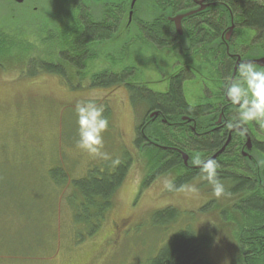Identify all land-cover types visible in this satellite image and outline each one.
Here are the masks:
<instances>
[{"label": "rangeland", "instance_id": "obj_1", "mask_svg": "<svg viewBox=\"0 0 264 264\" xmlns=\"http://www.w3.org/2000/svg\"><path fill=\"white\" fill-rule=\"evenodd\" d=\"M159 11L153 0H142L128 24L127 12L120 10L125 25L90 44L87 56L95 57L85 60L78 71L60 54H71L61 50L72 44L70 30L79 25L81 10L55 0H24L19 5L0 0V264H145L174 234L187 229L200 240L202 256L210 264H244L237 233L248 221L238 213L239 198L217 199L200 176L178 189H165V180H172L174 186L182 181L186 173L182 165L162 172L149 186L142 185L152 169L165 165L150 168L148 159L154 157V150L135 144L137 128L149 111V102L137 97L146 93L142 86L163 88L165 83L159 80L176 67L174 54L153 46L139 32L138 20L149 22ZM259 34L238 29L230 50L241 57H262L264 32ZM209 62L196 65L193 75L187 73L183 92L190 104L206 102L216 111L226 75H217ZM44 64H61L64 74L44 72ZM123 67L131 68L132 75L124 85L93 84V75ZM126 84L135 90L128 91ZM81 100L104 106L109 120L105 150L112 158L121 162L127 154L133 159L100 231L84 241L79 240L83 230L74 223L67 202L74 192L72 181L85 178L95 167L104 171L106 165L112 171L117 165L93 160L77 147L74 108ZM245 127L264 140V130L255 124ZM175 134L192 155L191 161L197 154L202 158L208 154L190 147L189 135ZM251 155L264 170V157ZM56 169L59 182L50 176ZM229 182H223L227 191L233 189ZM188 185L197 186L198 194L179 190ZM168 207L179 211L178 219L165 225L155 222L154 213Z\"/></svg>", "mask_w": 264, "mask_h": 264}, {"label": "trees", "instance_id": "obj_2", "mask_svg": "<svg viewBox=\"0 0 264 264\" xmlns=\"http://www.w3.org/2000/svg\"><path fill=\"white\" fill-rule=\"evenodd\" d=\"M223 1L228 3L230 9L233 11L237 26L236 31L238 29H253L258 31L260 35L264 32V1ZM112 12V14L110 12L102 13V16L100 12H97V17L90 15L89 19L86 16L82 17V22L80 20L79 25L74 26L75 28L70 30L73 34L72 44L61 50H70L71 54L68 55L63 52L60 54V58L67 61L69 65H73L78 71H81L85 65V60L95 57L90 52V55L87 56L90 44L94 41L98 42L99 40L107 39L108 35H113V30L116 28L119 30L120 25L122 27L125 25L122 22L123 14H120V11ZM85 20H88V22ZM158 21L156 20L155 22L158 23ZM145 24L151 31L157 30V24L156 26L152 23ZM224 28L225 26L218 32L219 37ZM145 34L147 33L145 32ZM155 45L159 48L163 47L162 42L155 41ZM42 68L44 72L64 74V68H62L61 64H44ZM229 74L225 72L222 75L230 77ZM130 77H132L131 68L123 67L118 71L104 70L99 74H95L93 75L92 82L105 88L112 85H124ZM126 87L130 92L135 90L134 87L128 84H126ZM151 95L150 92L144 95L139 94L137 100H147L149 102V110H158L163 118L169 122L175 121L171 117L176 113L188 115L197 112V115L206 114L209 118L214 116L216 112L213 105L206 104L202 108H196L195 110L189 107L184 101L180 81L170 85L168 92L164 95L154 94V96L152 95L153 97ZM133 98L134 96H132V100ZM175 131L180 132L181 130L171 129L169 126L161 124V121H158L146 130L145 135L158 145L166 147L175 146L183 149L180 146L178 134L176 135ZM138 134L135 144L140 147L144 143L141 140L140 132ZM192 139L196 140V137L192 136ZM226 140L225 136L221 135L218 137V134L215 133L214 138H208L207 141H199V144H192V148L208 152L205 157H211L213 153L221 149ZM243 145L244 143L241 147ZM234 146L235 143L231 140L230 145L228 144L227 146L228 153H225L226 156L221 155L217 159V162L221 165L220 169L228 170L227 173L219 171V178L223 182L228 183L230 181L233 183V189L228 192L231 193V196L239 198L236 200L238 201L236 206H239L238 210H240L238 213L248 221V224L242 226V228L239 226L240 230L237 233L239 250H241L244 264H264V170H261V167L255 162L254 158L249 161L241 156L240 144H237L235 150ZM150 149L148 148V150ZM255 149L264 157V143L255 144ZM151 150H154V157L150 156L148 159V162L151 164L150 168H158L159 166L162 168L163 164L165 166L155 172L152 169V174L149 172L144 178L143 186H149L162 172L166 173L175 169L178 165H182L181 159H178L174 153H166L156 148ZM168 157L172 159L166 162ZM132 162L133 159L125 154L119 165L112 171H109V166L107 167L106 165L104 166V171L95 167L88 172L85 178L72 181L74 192L67 202L72 209L74 223L83 230V234L79 236L80 241L92 238L100 231L106 215L112 209L113 197L123 184ZM248 162L252 164V167L247 170L246 166H248ZM57 173H60L59 169L52 170L50 171V176L56 182H59L58 179H55ZM199 176V171L189 173L174 187L178 189ZM179 216L180 213L177 209L168 207L156 211L153 218L158 224L165 225L175 222ZM243 217L242 220L244 221ZM201 246L200 240L196 239L190 230L179 231L166 244L162 245L155 257L147 260L145 264H210L202 256Z\"/></svg>", "mask_w": 264, "mask_h": 264}, {"label": "flooded vegetation", "instance_id": "obj_3", "mask_svg": "<svg viewBox=\"0 0 264 264\" xmlns=\"http://www.w3.org/2000/svg\"><path fill=\"white\" fill-rule=\"evenodd\" d=\"M11 1L18 5L24 3V0H22L21 3H17L16 0H11ZM55 1L57 4L61 6L81 10L80 19L84 16H86L87 19H89L90 15L96 17L95 13H97L98 11H105L106 13L107 10H113V11L123 10L127 12L126 13L127 17L131 14V17L129 18L128 21L129 24V22L132 20L135 14L138 12L142 0H55ZM153 1L154 3H156V6L160 11L157 14V17L153 18L149 22H143L141 20L140 21L138 20L137 25L139 27V32L147 39L149 43H151L153 46L157 48L159 47L155 45V41L162 42L163 47L160 48L165 49L166 52L168 51L169 53H172L176 56L172 62L173 64H175L174 66L176 67H174L175 71L172 74L164 78L165 80L164 79L159 80L160 83L161 82L165 83L163 85V88L158 89L149 86L146 87L144 86V89H146L145 90L146 93L150 92L151 94H155V95L156 94L164 95L168 92L169 86L172 85L173 83L174 84L177 83L178 81L181 82L182 90L183 89L185 90L184 88L186 83L185 75L187 73H191L193 75L194 70L196 69L195 66L200 64V62L201 63L206 62V60L207 62L210 61L209 64L211 63L213 65L212 69L214 70L215 73H217V75L218 73H225V72L231 73L232 69L234 68L235 61L230 56L235 53H233L230 50V48L227 52L225 47L219 43L220 37L218 36V32L223 28V26L226 25V20H225L226 17L224 11L215 7L208 6L215 3H223L226 4L228 7H230L228 3H226L223 0H153ZM199 8L201 9L205 8L206 10L182 21L181 35H180L175 28L173 18L177 15L184 14L186 12H190L192 10H196ZM156 20H159L158 23L155 22ZM85 21L88 22V20ZM145 23H152L154 26H156L157 24L158 26L157 30L154 32L151 31V29L148 28ZM145 32L147 34H145ZM220 48L223 51H220ZM182 58H184V60L186 59L185 63H183V61L180 60ZM181 64L183 66H181ZM183 97H184V101L189 105V107H191L194 110L196 108H202L204 106L202 102L190 104L186 100V95L184 92H183ZM225 104L226 103L224 102V93L222 92L221 102L218 103L217 110L214 113V116L212 117L205 119L202 117L203 115H197V112L188 115L176 113L173 117H171L175 119V121H172L171 123H179L181 116L188 117L189 119L192 120V122H190L189 124H183L178 128H172V129L181 130L185 134L189 135V141L191 142L190 147H193L192 144L195 143L199 144V141L202 140L207 141L208 138L210 139L214 138L215 133L218 134V137L223 135L225 136V138H227V135L230 130L226 127V124L233 120L234 118L233 113L235 112V110L231 107L227 108L225 111V118H226L225 126L211 133H208V131L214 127V122L217 119L218 112ZM155 110L156 109L149 111H155ZM158 118L156 121H158ZM144 122H146V119L143 120V124ZM190 127H194L195 131H191ZM138 131L139 130H137V132ZM246 132L249 134L253 144V150L251 151V154L255 153L257 155H261L255 149V144L264 143V140H259V136L258 137L252 136V134L248 130ZM202 133H206V134L204 136H200ZM192 136L196 137V140H193ZM141 140L144 143L142 138ZM232 142H234L236 145L240 144L241 147L242 144L245 142V135L244 134L241 135L239 134V132L234 131L232 135ZM185 146L186 145L184 144L182 147L183 150L185 149ZM168 153H174L178 159L181 158L178 153L175 152H168ZM225 153L227 154L228 151L226 150L224 152L223 154L224 156H226ZM188 154L190 156V162H191L192 155L190 153ZM247 165H248L246 166L247 169L252 167V164L250 162H248ZM188 172L193 173L197 171H188Z\"/></svg>", "mask_w": 264, "mask_h": 264}, {"label": "clouds", "instance_id": "obj_4", "mask_svg": "<svg viewBox=\"0 0 264 264\" xmlns=\"http://www.w3.org/2000/svg\"><path fill=\"white\" fill-rule=\"evenodd\" d=\"M238 77H226L223 85L224 99L235 109V117L226 124L229 130H238L243 135L246 125L255 124L264 130V65L255 61L239 62L236 66ZM102 104L94 101H78L74 108L78 141L77 147L93 160L111 161L113 166L119 165L118 158L113 159L105 150L104 133L109 128V120L104 115ZM199 169L200 179L211 186L212 195L217 199L230 196L219 178L221 165L213 158L203 159L199 154L191 161ZM165 189L175 190L173 181H164ZM180 191L198 194L195 185L183 186Z\"/></svg>", "mask_w": 264, "mask_h": 264}, {"label": "water", "instance_id": "obj_5", "mask_svg": "<svg viewBox=\"0 0 264 264\" xmlns=\"http://www.w3.org/2000/svg\"><path fill=\"white\" fill-rule=\"evenodd\" d=\"M17 3H21L22 0H16ZM209 7H215V8H219L221 10L224 11V13L226 14L227 17V21H228V26L226 27V29L222 32L221 37H220V41L222 42V44L226 47V51L228 52L229 47H228V43L231 40V37L235 31V22H234V15L232 10L230 9V7H228L226 4L223 3H215V4H211L208 5ZM208 7V8H209ZM206 9L203 8H199L197 10H193L184 14H180L177 15L173 18V22L175 25V28L177 30V32L181 35V22L184 21L185 19L192 17L196 14H199L202 11H205ZM131 16V14L129 15ZM234 60H235V65L231 74V77L233 75H236V66L239 62H244V61H255L256 63L260 64V65H264V55H262V57H258V58H251V57H241L238 55H232L231 56ZM230 105H225L217 118V121L215 122V127L210 130V133L217 130L218 128H220L221 126H223L225 124V122L223 123L224 120V111L227 107H229ZM161 116V122L167 124V121L163 118L162 114H160L159 111H153L148 115V121L147 123L141 128L140 133L143 136L144 140H145V144L144 146H154L157 147L158 149L161 150H167V151H175L178 152L179 155L181 156L182 159V164L186 169H190V170H198V168H195L194 166H189V157L188 155H186L184 152H181L178 149L175 148H169V147H165V146H160L158 144H156L155 142L151 141L150 139H148L145 134L144 131L145 129L151 125L153 123V121L158 117ZM182 121H186L189 122L191 119L186 118V117H181ZM181 125V124H180ZM235 131V130H231L226 142L224 143V145L221 147V149H219L216 153H214L211 157L209 158H213V159H217L219 157L220 154H222L225 149L227 148L230 140H231V133ZM238 131V130H237ZM239 132V131H238ZM245 137H246V142L243 145V147L241 148V155L242 157L248 159V160H252V157L249 155V152L252 150V143L250 140V137L248 136V134L245 133Z\"/></svg>", "mask_w": 264, "mask_h": 264}]
</instances>
